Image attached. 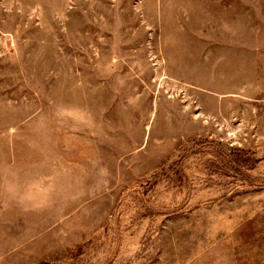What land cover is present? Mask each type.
Masks as SVG:
<instances>
[{"label":"rangeland","instance_id":"rangeland-1","mask_svg":"<svg viewBox=\"0 0 264 264\" xmlns=\"http://www.w3.org/2000/svg\"><path fill=\"white\" fill-rule=\"evenodd\" d=\"M0 264H264V0H0Z\"/></svg>","mask_w":264,"mask_h":264}]
</instances>
